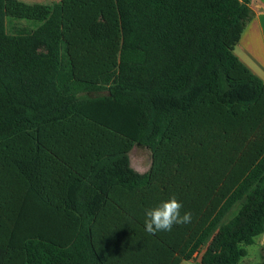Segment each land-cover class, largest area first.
Masks as SVG:
<instances>
[{
    "label": "trees",
    "instance_id": "obj_1",
    "mask_svg": "<svg viewBox=\"0 0 264 264\" xmlns=\"http://www.w3.org/2000/svg\"><path fill=\"white\" fill-rule=\"evenodd\" d=\"M250 3L60 0L13 14L37 26L9 34L0 0V264L247 256L264 234V82L234 53ZM109 53L98 82L73 70ZM135 144L148 173L130 166ZM25 189L45 216L28 220ZM173 196L191 221L145 232V210Z\"/></svg>",
    "mask_w": 264,
    "mask_h": 264
},
{
    "label": "crops",
    "instance_id": "obj_2",
    "mask_svg": "<svg viewBox=\"0 0 264 264\" xmlns=\"http://www.w3.org/2000/svg\"><path fill=\"white\" fill-rule=\"evenodd\" d=\"M249 7L252 13V17L249 23L247 24L239 43L235 46L234 53L241 60V62L251 70L253 74L258 76L264 82V0H251ZM135 145L137 148L142 147L138 144ZM133 149L130 153V166L135 171L141 174L150 172L153 163L152 152L146 148L148 150V152L146 153L147 159L143 158V156H141L143 154H141L139 155L140 157H138V161H136L135 164L133 163V159L131 156V154L133 153ZM206 173L207 174L204 175L205 179H208L209 176H212L211 173ZM22 199L24 202L23 207L29 210V212L27 213V216L29 217L28 220H34V218L43 217L46 215L42 214L40 210H37L49 207V205H46L41 201L40 195L32 192L31 190L25 189L19 194L14 195V200H16L17 202L21 203ZM31 209H36V211L32 212ZM104 225L105 221H97L94 225L93 230L99 232L100 229H103ZM253 245H259V248H261V253L264 250V234L257 237L255 244ZM202 250L203 249H201L200 252H196L192 259H195L199 253H202ZM176 257L177 255L175 252L170 253L169 250L166 252L163 247V249L160 248L156 252V255L154 257V263L174 264ZM199 260L200 258L197 260L198 263ZM243 260L244 258L242 259V261ZM242 261L239 264H242ZM262 261L263 257L260 261H257L254 264H263Z\"/></svg>",
    "mask_w": 264,
    "mask_h": 264
},
{
    "label": "rangeland",
    "instance_id": "obj_3",
    "mask_svg": "<svg viewBox=\"0 0 264 264\" xmlns=\"http://www.w3.org/2000/svg\"><path fill=\"white\" fill-rule=\"evenodd\" d=\"M6 1V9L8 11V15L6 17V27L9 34H13L15 28L27 27L34 28L36 23L34 21H26L19 20L13 17L15 13H42L44 11H50L51 7L54 3L59 2L60 0H5ZM37 26V25H36ZM111 53L105 54L103 56L90 58V59H82L76 60L73 62V70H77L76 74L81 78V80H91L93 82H98V75L103 72H109L110 69H115L117 66V54H114L112 57ZM111 66V68H110ZM75 72V71H74ZM90 75V76H89ZM150 151V150H149ZM148 150L145 147L137 148L134 146L133 153L131 154L133 163L136 164L138 161L139 155L143 156V158L147 159L146 153ZM141 160V159H140ZM238 208H236L232 214L236 213ZM248 255L242 261V264H254L257 261H260L261 256V248L259 245H252L247 247ZM202 252V251H201ZM260 255V256H259ZM201 253H199L195 259H190L187 261H183L181 264H198V259L200 258Z\"/></svg>",
    "mask_w": 264,
    "mask_h": 264
},
{
    "label": "clouds",
    "instance_id": "obj_4",
    "mask_svg": "<svg viewBox=\"0 0 264 264\" xmlns=\"http://www.w3.org/2000/svg\"><path fill=\"white\" fill-rule=\"evenodd\" d=\"M183 205L175 196L161 201L155 207L145 210L144 230L155 234L161 231H171L175 225L187 224L191 221V213L181 214Z\"/></svg>",
    "mask_w": 264,
    "mask_h": 264
}]
</instances>
